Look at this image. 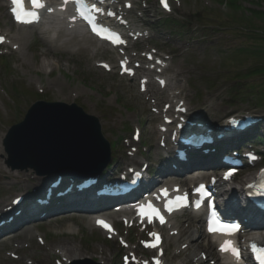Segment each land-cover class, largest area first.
Segmentation results:
<instances>
[{
    "label": "rangeland",
    "instance_id": "1",
    "mask_svg": "<svg viewBox=\"0 0 264 264\" xmlns=\"http://www.w3.org/2000/svg\"><path fill=\"white\" fill-rule=\"evenodd\" d=\"M148 1L149 10L146 14L149 23L153 25L150 32L166 45L164 51L171 56V64L166 71L170 70L172 76L179 81L178 88H182V95L187 87L205 84L206 80L210 84L206 83L207 88H201L203 107L206 104L218 105L221 109L218 112L227 114L235 110L234 107L254 108L255 101L250 98L249 90L260 91L258 88L264 87V75L255 74L256 71L252 70L264 65V54L261 53L260 57L255 56L251 50L264 47V38L254 40L253 32L246 29L248 25H255L253 27L258 26L264 32V21H255L250 16L254 15L250 11L253 8L264 9L263 0L257 1L258 8L251 5L255 0H241L239 11L233 10L234 14L227 8L228 0H172L173 10L170 15L158 12L157 0ZM144 5V0H141L139 5L135 6L139 9L137 16L145 15L141 11ZM6 12L4 7H0V30L8 35H14L19 29L14 28ZM133 17L130 15L129 21L137 24ZM175 17L177 20H183L181 23H185V30L179 28L180 23H170L167 26L164 22L166 19L177 22ZM198 23L208 26L206 29H200ZM22 48L26 61L21 60V54L12 53L10 48L6 46L1 48L2 52L9 51L11 54L7 57L0 56V214L8 200L23 194L24 190L31 192V188H34L32 173L11 171L6 168L2 139L10 126L23 119L27 109L35 101L75 103L85 113L97 117L104 138L110 144L118 142L115 145L114 157L119 165L128 159V153H132L133 150L137 153L135 160H139L148 154L146 151L149 148L153 162L156 161L159 136L155 131L162 119L156 118L144 100L152 91L149 89L142 95L137 88L138 80L132 81L119 76L118 71L114 72L116 68L107 73L99 66L98 62L104 61L116 67L119 59L117 52L104 51L90 57L83 52H72L73 47L71 50L66 48L55 51L45 44L44 38L38 33H35L28 45H23ZM43 50L48 51L47 57L42 56ZM247 51L249 52L246 53ZM172 53L174 55H171ZM129 54L140 55V52L129 51ZM190 55L196 58L192 59ZM42 61L53 62L57 67L50 74H45V71L38 68ZM60 83L63 86H60ZM184 86L186 88L183 93ZM153 93L155 96L161 95L163 104L165 95L156 92L154 88ZM191 95L188 89L186 101ZM230 96L235 98L232 104L227 103L232 99ZM257 107L264 113L263 107L259 105ZM228 109L230 110L227 112ZM238 111L232 114L239 113ZM136 128L140 131L139 143H134L130 138L132 130ZM122 139L125 140L122 142ZM113 169L114 166L109 172ZM156 179L159 181V178ZM18 181L21 183L18 184ZM39 183L42 184L43 181ZM63 211L59 219L47 218V221L28 225L29 229L35 228L34 232L39 231L38 237L42 242L36 237L31 240L25 239L17 233L18 236L15 234L14 237L0 241V264L26 262L56 264L61 260L60 257L57 254L51 256L46 254L50 253L53 247L61 248L59 246L62 243L78 248L84 257H93L97 260V257L103 256L106 257L108 264H121L122 249L117 243L108 241L104 234L88 227L83 220L85 214L82 212L91 211L88 206L86 208L72 206ZM183 217L177 218L179 225L184 222L186 224L188 217ZM91 223L93 224L92 221ZM196 225L193 223L190 227L196 229ZM67 227L73 228V233L66 234L69 232ZM118 230L125 240H135L139 236L137 230L127 231V227L120 224ZM167 235L166 232L164 243L166 259L178 264L180 258L174 256L173 244L167 240ZM141 238H145L144 235H141Z\"/></svg>",
    "mask_w": 264,
    "mask_h": 264
},
{
    "label": "water",
    "instance_id": "2",
    "mask_svg": "<svg viewBox=\"0 0 264 264\" xmlns=\"http://www.w3.org/2000/svg\"><path fill=\"white\" fill-rule=\"evenodd\" d=\"M12 170L32 169L80 179L109 161V143L96 117L75 105L37 102L3 140Z\"/></svg>",
    "mask_w": 264,
    "mask_h": 264
},
{
    "label": "bare ground",
    "instance_id": "3",
    "mask_svg": "<svg viewBox=\"0 0 264 264\" xmlns=\"http://www.w3.org/2000/svg\"><path fill=\"white\" fill-rule=\"evenodd\" d=\"M48 1L51 2L52 0H48ZM4 3L5 2L3 0H0V7H2L4 5ZM51 14H52L51 24H54V26H56L57 28L48 27L49 24H46V28L44 27V25H41L40 27H36V28L31 27V28L20 29V30H18V32H16L15 36L14 35L13 36H7V34L1 32L2 34L0 35V37H3L5 39L7 38V40H10L12 42H16V44L17 43L21 44L17 53L20 54V52L22 51V53H21L22 59L21 60H24V61H26V59H24L25 54L23 53L22 46L28 45V43L30 42V39L34 37L35 33H38L41 37H43L45 40V44H47V46L49 48H53L55 51H59V50L62 51L66 48H69L71 50L73 47L72 52H75V53L83 52L85 54L90 55V57H93V56H96L97 54H99L101 52V50H104V48H105L104 43H98L90 37L78 35V33L76 32V30H77L76 26L72 22H70L71 17L70 16H64L61 13V10L59 8L53 9ZM122 30L124 31V33L128 37L130 36L131 33L133 35H135L137 32H141L137 28H135L134 26H130V25L128 26V22H127L126 26H124V27L122 26ZM16 36H19V37L17 38ZM128 45H129V43H127L125 45V47H127ZM48 54H49L48 51L43 50L42 56L47 57ZM56 67H57V65L53 62L42 61L38 68H39V70L45 71V73L48 74V73H51L53 71V69H55ZM144 71H146V70H144ZM147 72L149 73V71H147ZM150 82L153 84V80L149 81V84H148L149 86H150ZM175 83L178 84V82H175ZM60 86H63V84L60 83ZM146 87H147V85H146ZM176 106H177V103H176ZM155 111L157 113L165 112V111L159 110V109H157ZM209 111H211V110H209ZM185 118L189 119L191 122H196L194 119H197L198 121L200 120L199 118H197L196 115H194L192 110L187 112V117H185ZM203 126L205 127V130L208 129L210 131L211 128L209 126H207V125H203ZM177 134L182 135V132L179 130V131H177ZM204 166H205L204 163H199V164H196L195 166H192V167L197 168V170H194V171H200L198 169H201ZM205 171H207V170H205ZM208 174H211V172L204 173L203 175L205 176ZM22 197L24 198L26 196L22 195ZM227 198L229 199L228 202H230L231 201L230 194L228 195ZM72 199H73V197L71 198L70 206H73L72 202H75L78 200L77 197H75L73 201H72ZM81 204H82V202H81ZM8 205L9 204L7 202L4 206H8ZM92 205L94 207H96L99 205V203H93ZM11 208H13V207L11 206ZM232 212L235 213V210H233ZM241 212H244L246 214L245 215L239 214V215H244L245 217H248V216L252 215V213H253V211L245 212V208H242V210L239 211V213H241ZM117 214L118 213L113 212V213L109 214V216H107V217L108 218H114ZM236 214H238V213H236ZM0 215L8 216L9 213L8 212L3 213V211H2V214H0ZM31 215H33V214L31 213ZM194 219H196L198 228L193 229V228L189 227V223L186 224L185 226L182 225L181 227H179L177 235L172 236L169 239L174 244L175 254L176 255L179 254L181 256H184L181 264H184L183 262L186 260H188L186 263L190 262V264H191V260H193V259H190L188 257L189 254L196 256L194 258V259H196V261H194L195 264H236V262L229 257L230 253L226 252L225 250H222V247L225 245V242H222V244L218 248V246L214 244L213 239L211 237L201 233V231H200L201 219L197 215L194 216ZM83 220L87 223L88 227L92 228V224L90 223L89 219L84 217ZM15 228H17V227L13 226V229L11 232L22 235V236H24L25 239H29V240L33 239L35 233H33L32 229H29L27 227H22L19 229H15ZM14 229H15V231H14ZM69 230L71 231L72 229L69 228ZM17 234H16V236H18ZM206 237L208 238V239H206L207 246H205L203 243L204 239ZM249 238L251 239V241L260 242L261 240L264 239V234H258V233H255L253 231V232L249 233ZM38 244L40 246H43L40 243H38ZM59 247H61V248H59ZM59 247H58L59 249L53 247L51 249L50 253L46 254V256H51V255L57 254L60 256V258L62 259V263H64V264L70 263V262L75 261V260L88 258L87 256H85V257L82 256L80 250L74 246H69V245L62 243V244H60ZM199 250L201 252L204 251V253L206 255L203 256L201 253L199 254L198 253ZM219 254L222 255L221 258L219 257ZM154 257L159 258L160 264H167V261H166L164 256H154ZM210 257H212V258L218 257V261H215V263H212V261H211L212 259ZM89 258L93 259V257H89ZM96 259H98L99 263L106 264V260H107L106 257L100 256V257H97ZM31 260H32V258H31ZM26 264H30V263L28 262Z\"/></svg>",
    "mask_w": 264,
    "mask_h": 264
},
{
    "label": "snow or ice",
    "instance_id": "4",
    "mask_svg": "<svg viewBox=\"0 0 264 264\" xmlns=\"http://www.w3.org/2000/svg\"><path fill=\"white\" fill-rule=\"evenodd\" d=\"M64 2L67 3L68 0H64ZM75 2L78 5H81V6L83 5V0H75ZM13 3L14 4L17 3V0H13ZM160 3L162 4V6L165 9L168 8L167 0H160ZM32 4H33L34 7H41V8L44 7V5L42 3H40V0H32ZM26 15H34V14H32V13H26ZM82 15H83V13H82ZM16 18L21 23H30L31 22L29 20L21 19L19 15H17ZM93 31H97V27L95 25L93 27ZM104 31H107V30H104ZM98 34H99V32H98ZM113 37L115 39H118V37H116L115 34H113ZM2 41H3V37H0V42H2ZM98 223L102 224L105 228H109V226L106 225V224H104L102 221H99ZM222 250L231 251L233 253V255L238 256V250L235 249L234 247H232L231 242H225V245L222 247ZM253 250H254V252L257 253V259L261 260V264H264V249H257L256 246L253 245Z\"/></svg>",
    "mask_w": 264,
    "mask_h": 264
},
{
    "label": "trees",
    "instance_id": "5",
    "mask_svg": "<svg viewBox=\"0 0 264 264\" xmlns=\"http://www.w3.org/2000/svg\"><path fill=\"white\" fill-rule=\"evenodd\" d=\"M263 2H264V0H263ZM237 4H238V0H230V5L231 6H236ZM255 16H257L261 21H264V11H256ZM260 31L261 32L257 33L256 35L254 34V36L259 37V40H261V38H264V32H263V30L260 29ZM253 52H254V54L256 56H259L260 57L261 56L260 54L261 53H264V47L254 48ZM259 71H264V66L262 68H259ZM261 98L264 101V93L261 94Z\"/></svg>",
    "mask_w": 264,
    "mask_h": 264
}]
</instances>
